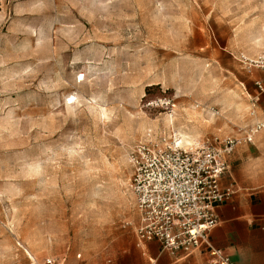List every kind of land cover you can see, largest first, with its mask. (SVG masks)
<instances>
[{
	"label": "rangeland",
	"instance_id": "374dc122",
	"mask_svg": "<svg viewBox=\"0 0 264 264\" xmlns=\"http://www.w3.org/2000/svg\"><path fill=\"white\" fill-rule=\"evenodd\" d=\"M262 54L264 0H0V264H111L129 151L239 135Z\"/></svg>",
	"mask_w": 264,
	"mask_h": 264
},
{
	"label": "built area",
	"instance_id": "2783aa9c",
	"mask_svg": "<svg viewBox=\"0 0 264 264\" xmlns=\"http://www.w3.org/2000/svg\"><path fill=\"white\" fill-rule=\"evenodd\" d=\"M251 62L264 69V54ZM254 86L258 93L264 92V76L255 80ZM262 126L258 122L241 135L186 146L179 138L135 144L128 160L132 168L129 188L139 213L137 239L155 240L163 250L185 255L205 245L214 263L234 264L209 244L208 236L218 223L217 205L234 193L232 187L220 185L227 170L226 157L237 144L251 142ZM40 264L81 262L46 257Z\"/></svg>",
	"mask_w": 264,
	"mask_h": 264
},
{
	"label": "crops",
	"instance_id": "0c3cea01",
	"mask_svg": "<svg viewBox=\"0 0 264 264\" xmlns=\"http://www.w3.org/2000/svg\"><path fill=\"white\" fill-rule=\"evenodd\" d=\"M263 76L264 69L258 67L248 76L251 109L248 123L239 135L258 122L263 126L251 142L237 144L226 157L227 170L220 178V185L232 187L234 193L217 205L218 223L208 236L209 244L234 264H264V92L258 93L254 86V81ZM138 223L139 215L136 226ZM65 262H81V259L76 256ZM111 264L217 263L211 260L205 245L185 255L163 250L155 240L139 241L136 237L128 248L117 253Z\"/></svg>",
	"mask_w": 264,
	"mask_h": 264
}]
</instances>
